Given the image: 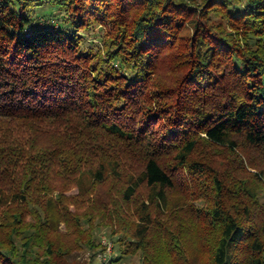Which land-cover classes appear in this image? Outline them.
Masks as SVG:
<instances>
[{
    "label": "trees",
    "instance_id": "obj_1",
    "mask_svg": "<svg viewBox=\"0 0 264 264\" xmlns=\"http://www.w3.org/2000/svg\"><path fill=\"white\" fill-rule=\"evenodd\" d=\"M102 228L264 264V0H0V264H95Z\"/></svg>",
    "mask_w": 264,
    "mask_h": 264
},
{
    "label": "rangeland",
    "instance_id": "obj_2",
    "mask_svg": "<svg viewBox=\"0 0 264 264\" xmlns=\"http://www.w3.org/2000/svg\"><path fill=\"white\" fill-rule=\"evenodd\" d=\"M62 15V14H61ZM41 24H46V22L50 25L52 22H55L56 25L58 26H63V19L62 16H49V17H41L40 18ZM102 28L98 27L96 29L91 30L87 35H86V43L87 44H96L100 40V36L102 34ZM78 189L74 188L70 191V193L74 194L77 193ZM97 235L98 240L102 242V244L105 246L106 250L99 254L97 257V260L95 264H140V257L138 255L126 257L122 259L121 261H113V257L116 256L114 252V247H113V241L110 239V236L107 232V229L102 228L98 229L97 232L94 233ZM92 256V251L90 249H85L82 251L75 252L72 257L70 258L71 260H76L79 259L80 261H90Z\"/></svg>",
    "mask_w": 264,
    "mask_h": 264
}]
</instances>
